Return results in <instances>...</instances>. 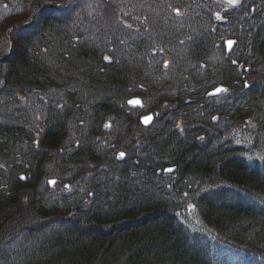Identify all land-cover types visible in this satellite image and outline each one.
Segmentation results:
<instances>
[{
	"label": "trees",
	"instance_id": "1",
	"mask_svg": "<svg viewBox=\"0 0 264 264\" xmlns=\"http://www.w3.org/2000/svg\"><path fill=\"white\" fill-rule=\"evenodd\" d=\"M60 1L0 0V264H264V0H67L22 24Z\"/></svg>",
	"mask_w": 264,
	"mask_h": 264
},
{
	"label": "rangeland",
	"instance_id": "2",
	"mask_svg": "<svg viewBox=\"0 0 264 264\" xmlns=\"http://www.w3.org/2000/svg\"><path fill=\"white\" fill-rule=\"evenodd\" d=\"M118 12H119V15H118L119 19H122V20L126 21L127 23L131 22L130 17H132V14L130 12H128V11L122 12L121 8H119ZM121 13H122V15H121ZM8 46H9L8 37L4 34H1L0 35V53H4L8 49Z\"/></svg>",
	"mask_w": 264,
	"mask_h": 264
},
{
	"label": "snow or ice",
	"instance_id": "3",
	"mask_svg": "<svg viewBox=\"0 0 264 264\" xmlns=\"http://www.w3.org/2000/svg\"><path fill=\"white\" fill-rule=\"evenodd\" d=\"M228 2H229L230 4L235 5V4H237V3L239 2V0H228ZM232 43H233L232 41H229V42H228L229 47H231V44H232ZM106 59H107V58H106ZM221 91H226V89H220V88H217V89H216V92H217V93H219V92H221ZM131 103H139V101H132ZM150 120H151V117H150V116L144 118L145 123L149 122ZM106 126H107V125H106ZM119 155H120L121 157H123V156L125 155V153H120ZM168 171H172V170H171V169H168ZM49 183H51V184H55V181L52 180V181H49ZM193 207H194V206H193Z\"/></svg>",
	"mask_w": 264,
	"mask_h": 264
},
{
	"label": "water",
	"instance_id": "4",
	"mask_svg": "<svg viewBox=\"0 0 264 264\" xmlns=\"http://www.w3.org/2000/svg\"><path fill=\"white\" fill-rule=\"evenodd\" d=\"M229 41H232V42H233V43L231 44V47H229V44H228ZM233 44H234V41H233V40H228V41H227L228 50H231V49H232ZM219 88H220V89H224L223 87H219ZM216 89H217V88H216ZM216 89L212 90V91L210 92V94H217ZM221 92H222V91H221ZM132 101H139V103H131ZM129 102H130V104L136 105V104H140V103H141V100H140V98L135 97V98L130 99ZM149 116L152 117V115H149ZM149 116H146V117H149ZM144 118H145V117H143V121H144ZM144 123H145V121H144ZM147 123H148V122H147ZM168 169L174 170V167H173V168H168Z\"/></svg>",
	"mask_w": 264,
	"mask_h": 264
}]
</instances>
